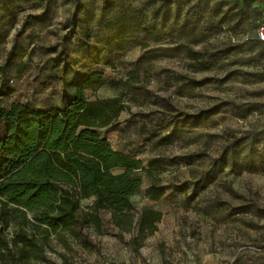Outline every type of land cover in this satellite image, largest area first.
<instances>
[{
    "label": "rangeland",
    "instance_id": "obj_1",
    "mask_svg": "<svg viewBox=\"0 0 264 264\" xmlns=\"http://www.w3.org/2000/svg\"><path fill=\"white\" fill-rule=\"evenodd\" d=\"M119 16L131 25L117 37ZM263 16L264 0H0L2 105L61 107L99 72L85 98L121 97L99 133L154 160L164 188L152 200L132 172L141 184L122 236L106 210L94 229L92 198H80L81 242L56 246L66 261L47 250L26 264H264V42L251 31ZM144 207L161 218L132 241Z\"/></svg>",
    "mask_w": 264,
    "mask_h": 264
},
{
    "label": "trees",
    "instance_id": "obj_2",
    "mask_svg": "<svg viewBox=\"0 0 264 264\" xmlns=\"http://www.w3.org/2000/svg\"><path fill=\"white\" fill-rule=\"evenodd\" d=\"M262 20L264 16L252 29ZM130 25L116 18L117 37ZM99 79L100 73L92 72L74 81V94L58 108L34 109L20 102L4 106L0 89V264L38 261L47 250L65 262L66 254L56 246L67 249L70 242H81L80 198H92L89 222L94 229H100L99 211L106 210L118 230L115 235L129 232V198L141 184L133 171L149 178L148 198L157 200L164 193L152 173L154 160L144 166L140 159L113 149L99 133L100 128L115 126L121 103L119 95L85 98L84 89L94 90ZM114 168L124 171L114 174ZM160 218L159 210L142 208L132 241L150 235Z\"/></svg>",
    "mask_w": 264,
    "mask_h": 264
},
{
    "label": "built area",
    "instance_id": "obj_3",
    "mask_svg": "<svg viewBox=\"0 0 264 264\" xmlns=\"http://www.w3.org/2000/svg\"><path fill=\"white\" fill-rule=\"evenodd\" d=\"M253 32L254 39L258 41H264V20L258 23V25L251 30ZM241 41H246L250 39L249 32H243L240 36ZM233 41H235L232 38Z\"/></svg>",
    "mask_w": 264,
    "mask_h": 264
}]
</instances>
